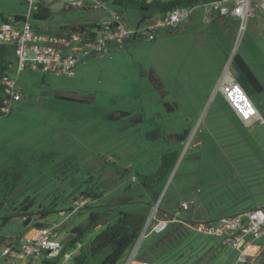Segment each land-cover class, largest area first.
<instances>
[{
	"label": "rangeland",
	"instance_id": "rangeland-1",
	"mask_svg": "<svg viewBox=\"0 0 264 264\" xmlns=\"http://www.w3.org/2000/svg\"><path fill=\"white\" fill-rule=\"evenodd\" d=\"M63 4L50 2L51 16L40 23L51 31H59L63 25L110 20L107 13L82 8V3H74L66 9H63ZM26 12L25 0H0V23L8 17L23 16ZM261 18H264V12L257 11L239 42L234 35L224 65L233 53L247 61L262 86L261 93L249 98L264 120V28ZM129 20L136 22L141 19L131 17ZM6 52L7 60L14 63L12 50L7 48ZM200 61L201 57L197 59V56L195 61L190 59L194 65ZM177 66L178 63L174 64L169 79L178 76ZM28 69L20 73L22 77L16 86L24 97L11 105L9 116L0 118V217L12 216L0 226V244L23 235L29 229L63 221L57 212L41 219L40 213L44 210H65L67 218L58 228L62 243L72 238L70 232L73 228L85 226L95 215L115 217L119 211L140 213L149 204L153 206L156 200L160 201V210L167 207L173 210L181 194L202 189L203 178L212 173L209 167L218 169L221 177L233 178L230 183L236 189L231 194L234 206L246 207L262 198L256 196L254 190V195L250 194L248 186L255 189L264 179L261 164L264 161V126L256 124L247 130L236 127L223 99L215 91V85H205L203 91L198 90L197 94L186 99L179 90L180 83L171 87L168 83L172 99L151 100L152 107L144 110L145 119L150 118L151 125L158 129L159 138L150 140L147 135L157 131L151 130L148 123L134 124L128 118L130 112L138 111L140 100L123 89L124 84L121 87L123 94L119 96L99 93L90 97L83 91L63 93L77 103L93 102L104 106L103 109L107 110L103 114H106L105 119H92L82 107L59 114L49 107H42L36 100L41 95H61L58 82L47 77L43 86L42 75L36 71L29 74ZM26 75L29 76L24 85ZM151 109H155V113L150 117ZM97 123L103 126L101 132L95 128ZM168 126L177 130V136L183 132H188L189 136L182 149L183 155L177 156L168 176L159 178L160 156L166 150L163 128ZM65 131L70 133L66 135ZM200 137L202 145L194 147ZM197 150L203 155L202 161L193 159ZM196 177H200L199 181ZM225 189L221 186L218 191L227 195ZM84 195L88 199L79 205L85 200L84 197L81 199ZM74 200L75 204L72 203ZM25 222L29 223L25 225ZM186 229L188 231H184L186 234L180 244L173 247L166 264L231 263L230 249L219 246L216 238ZM127 255L128 252L117 264H123ZM0 264H3L2 260Z\"/></svg>",
	"mask_w": 264,
	"mask_h": 264
},
{
	"label": "crops",
	"instance_id": "crops-1",
	"mask_svg": "<svg viewBox=\"0 0 264 264\" xmlns=\"http://www.w3.org/2000/svg\"><path fill=\"white\" fill-rule=\"evenodd\" d=\"M146 1L150 2L152 0ZM159 1L166 2L170 0ZM107 2H110V0ZM63 9H65L64 6ZM122 10L123 8L119 11L123 18L124 25L130 30L142 29L163 17V15L158 11L150 8L126 9V11ZM131 17L140 18L141 20L131 22L129 20ZM206 17L207 20L205 21L203 19L204 13L200 9H195L188 21L179 29L174 31L168 29L157 30L155 40L148 42L149 44L144 43L143 41H147L142 38H127L121 46L113 43L108 48V54L102 57L87 56L80 60L76 66L73 77L62 74L55 67H53L47 74L40 73L42 75L41 84L43 86L45 85V80L48 77L51 81L58 82V91L62 93L61 95H55L54 97L41 95L36 100H38V103L42 107H49V109L54 110L53 112L55 113L61 114L67 110L71 111V109L75 110L82 107L81 109L83 111L86 110L85 112H87L92 119H105L106 114H103L104 111L106 113L107 110L103 109L104 106L93 102L77 103L74 100L72 101L67 96H64L63 93L83 91L89 93L90 97H92L93 94L97 95L99 93L119 96L123 94L121 87L124 84L123 89H126L132 93L135 98L140 100L138 111L133 110L130 112L128 118H130L134 124L139 123L142 125L144 123H148L149 127L152 128L151 130L157 131L158 129L151 125V119H145L144 110L152 107L153 104H151V100H166L167 98L171 100V93L168 91L174 83H180L181 87L179 90L183 92L186 99L192 97V94H197L196 91L198 90L203 91L205 85H208V87L215 85L216 88V84L227 57L226 53L229 51L232 38L236 32L237 24L232 18L221 16L219 14H212ZM261 20L264 28V18H261ZM101 22H105V20L83 23L77 22L72 25H63L59 28V31H51L44 25V23L36 24L34 27L49 36L60 37L64 36V34L71 28H82L83 26L99 24ZM196 56L197 59L201 57V63L194 65L190 62V59L195 61ZM176 63H178L176 73H179L178 76L180 75V77L176 75V78L172 77V79H169V76L174 69L173 66L174 64L176 65ZM27 71H29V74H34L35 72L31 69H28ZM28 76L29 75H26L24 79V85L28 81ZM21 77L22 75L19 76L16 86ZM178 79L180 82H178ZM168 83H170L169 88L167 86ZM191 84H194L195 87H192ZM17 90L22 93L21 89L17 88ZM218 94L223 99L227 112L233 118L235 124H237L236 127L239 126L247 130L251 129L256 124L264 126V123L259 124L258 122H255L250 126H246L241 123L226 104L222 94L220 92H218ZM167 95H169V97H167ZM22 96L24 97V94ZM30 101L32 102L31 98ZM31 102L30 104H32ZM153 108H155V104ZM17 110L18 112L22 111V109ZM115 111L120 112L119 110H114V112ZM154 111L155 109L149 110L150 117L155 113ZM11 113L12 112L10 111L8 116ZM99 123L96 124L95 128L101 132L103 126ZM149 127H146L145 129L150 130ZM69 131L71 132V130ZM69 131H65L64 133L68 135L70 133ZM176 131L177 130H173L171 126L163 128L166 150L161 152V156L170 152L175 153L177 156L183 155L182 149L185 147L189 135L188 132H183V134L181 133V135L177 136L175 134ZM34 133L36 134V131ZM39 134L42 136L43 132L40 131ZM53 138L57 140L54 136ZM201 145L202 138L200 137L197 139V142L193 144V146L198 147ZM262 148H264V146H262ZM193 159L197 161L203 160V155L200 150H197L194 153ZM261 164L264 168V161ZM209 169L212 170V173L203 178L205 181L201 182V190H190L181 194L179 196L180 200L177 202L176 206L173 208L172 205L173 210L169 207H167V209L165 208L166 210L159 209V216L164 218L178 211V205L180 202H191L188 211L180 212L181 218L188 222L216 221L221 217L235 216L253 208L264 209V179L261 180L259 187H256L255 189L251 188L252 185L248 186V192L253 194V190L256 191V196L262 197L261 199L257 198L254 204H250L246 207L242 205L234 206V198L231 194L236 192V189L234 185H231L230 183L233 178L226 176L221 177L218 169H215L214 167H209ZM199 178H197L198 181ZM221 186L226 188L225 190L228 191V193H226L227 195L219 193L218 189H220ZM83 197L85 200L88 199L87 195L81 196V199ZM72 203L74 204L76 201L74 200ZM148 207L144 208L142 212L135 214L147 215L149 210ZM64 211L65 210L60 209L57 213L60 215V213ZM112 217H114V215H95L90 218V221L85 226L92 221H97L98 224L92 230V233H95L107 225L109 223V219ZM26 223L28 224L29 222ZM255 245V248H250V252L256 253L257 259L264 262V238L256 241ZM1 260L3 264H6L4 258H0V261Z\"/></svg>",
	"mask_w": 264,
	"mask_h": 264
},
{
	"label": "built area",
	"instance_id": "built-area-1",
	"mask_svg": "<svg viewBox=\"0 0 264 264\" xmlns=\"http://www.w3.org/2000/svg\"><path fill=\"white\" fill-rule=\"evenodd\" d=\"M52 1H60L64 6L78 5L82 8L98 9L107 13L109 21L96 24L91 30L74 27L64 36H49L36 29L32 23V15L40 4L48 5ZM27 12L17 19L8 17L0 23V45L11 47L15 62L8 71V77L1 81L3 88L0 92L4 116L8 115L11 105L23 98L16 88L20 73L25 69L37 71L41 74L49 73L53 67L62 74L73 77L80 60L87 56L102 57L108 54L111 44L121 46L127 38H142L147 42L155 40L159 29L177 30L183 26L195 9H200L206 16L219 14L236 21V42H239L248 22L257 11L264 12V0H218L192 7H178L158 21L142 29L130 30L124 25L121 14L105 0H25ZM86 3V4H85ZM111 5V4H110ZM215 91L222 94L226 104L235 117L244 125L250 126L255 122L264 123L250 98L236 81L231 60L224 65ZM80 201L79 205L85 204ZM149 207L148 213L140 233L128 251L123 264H160L148 260H137V254L142 242L150 235L164 232L171 223H181L191 231L213 237L220 241L222 247L230 249V264H264L251 253L255 242L264 238V209L253 208L231 217H221L216 221H184L180 212L188 211L191 205L180 202L178 211L167 217L159 216V200ZM75 204V203H74ZM78 206V205H76ZM74 209L71 210L73 212ZM64 219L65 212L60 213ZM63 221L51 223L38 229H29L19 237H11L5 244H0V258L6 264H39L42 258L54 259L63 253L58 264H71L72 259L83 246L77 243L74 249H68L67 243H62L58 228ZM1 223V221H0ZM33 230L34 234L27 235Z\"/></svg>",
	"mask_w": 264,
	"mask_h": 264
},
{
	"label": "trees",
	"instance_id": "trees-1",
	"mask_svg": "<svg viewBox=\"0 0 264 264\" xmlns=\"http://www.w3.org/2000/svg\"><path fill=\"white\" fill-rule=\"evenodd\" d=\"M214 1L218 0H170L166 2L159 0H152L150 2H147L146 0H110L109 3L119 13L121 8H150L158 11L164 16L178 7H192ZM64 7L66 9L71 6ZM50 16L51 9L49 6L40 4L37 11L33 13L31 20L33 25L36 26L37 23L47 21ZM16 18L21 19L20 16H16ZM95 26L97 25L83 26L82 29L89 31ZM7 48L12 50L11 47L0 45V92L3 88L1 81L9 76L8 71L11 70V66L14 65V63L6 58ZM231 67L236 81L248 97L262 92V86L259 80L247 62L239 54L235 53L233 55ZM2 102L3 101L0 98V118L4 117V113L1 110V108H3ZM147 138L150 140L157 139L158 132L148 134ZM176 161L177 155L175 153L170 152L163 154L160 158L157 176L159 178L168 176ZM56 212L57 211L44 210L40 213V217L43 219ZM11 217V215L0 217V226L5 225ZM145 218L146 215L119 212L112 221L102 227L98 232L92 233L93 228L98 224L97 221H92L85 227L73 228L70 232L72 238L67 242V248L74 249L77 243H81L83 246L80 248L79 253L72 259L71 264H117L121 257L130 250L131 246L137 239ZM186 228L187 227L181 223H171L161 234L148 236L150 238L147 237L148 240L143 243L147 239L146 238L142 242L144 245L141 244L142 248L140 253L137 254V260H148L160 264H166L171 256L170 253L173 247L180 244L186 234L184 231H188ZM219 246H221L220 241ZM64 252L65 251L62 250L59 256L54 259H47L44 257L39 264H58Z\"/></svg>",
	"mask_w": 264,
	"mask_h": 264
},
{
	"label": "water",
	"instance_id": "water-1",
	"mask_svg": "<svg viewBox=\"0 0 264 264\" xmlns=\"http://www.w3.org/2000/svg\"><path fill=\"white\" fill-rule=\"evenodd\" d=\"M233 55H234V53L231 55L230 60H232ZM28 220H29V219H28ZM26 224H27V223L25 222V225H26Z\"/></svg>",
	"mask_w": 264,
	"mask_h": 264
},
{
	"label": "bare ground",
	"instance_id": "bare-ground-1",
	"mask_svg": "<svg viewBox=\"0 0 264 264\" xmlns=\"http://www.w3.org/2000/svg\"><path fill=\"white\" fill-rule=\"evenodd\" d=\"M32 234H34V232L33 231H31L30 233H28L27 235H32Z\"/></svg>",
	"mask_w": 264,
	"mask_h": 264
}]
</instances>
